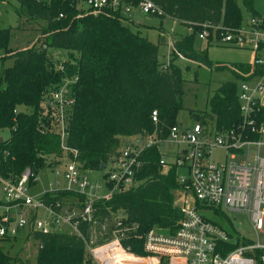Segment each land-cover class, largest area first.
I'll return each mask as SVG.
<instances>
[{
    "label": "trees",
    "instance_id": "obj_1",
    "mask_svg": "<svg viewBox=\"0 0 264 264\" xmlns=\"http://www.w3.org/2000/svg\"><path fill=\"white\" fill-rule=\"evenodd\" d=\"M15 1L20 23L43 22V37L14 50L10 46L13 29H0V53L14 60L12 66L3 68L0 77V136L5 130L9 132L0 142L1 179L17 182L29 169L30 187L41 168L56 166L66 152L81 172L101 171L123 147L124 138L155 132L161 139L167 138L170 128L181 124L177 115L185 95V79L175 59L213 64L208 49L197 45L198 26L193 33L175 36L170 63L161 64L159 46L117 17L82 12L71 0ZM152 1L164 12L162 18L184 26L187 22H211L235 27L245 20L237 0ZM244 4L253 11L252 0H244ZM49 48L64 50L66 58L53 60ZM236 68L249 71L246 63L236 64ZM66 81L64 99L73 102L51 103L50 92L59 90ZM239 87L234 82L222 83L208 100L209 110L200 115L190 111L191 117L218 131L238 124ZM153 111L158 113L157 125L152 121ZM161 155L160 144L148 148L137 184L110 200H98L94 222H81L79 233L28 234L22 230L17 236H0V264H30L7 249L23 232L38 245L36 264H95L87 242L110 239L119 214L138 225V233L151 229L175 233L183 218L177 195L184 187L179 182L180 168L173 165L165 172L159 164ZM39 198L53 206H81L84 201L80 193L61 185ZM4 204L0 197V205ZM229 224L222 223L233 232ZM129 243L135 253L145 254L143 241Z\"/></svg>",
    "mask_w": 264,
    "mask_h": 264
},
{
    "label": "built area",
    "instance_id": "obj_2",
    "mask_svg": "<svg viewBox=\"0 0 264 264\" xmlns=\"http://www.w3.org/2000/svg\"><path fill=\"white\" fill-rule=\"evenodd\" d=\"M71 1L82 12L117 17L123 23L126 22L125 15L137 11L165 17L152 0ZM197 26L201 27L198 32L200 40L212 38L214 42L247 50L252 55L247 63L249 71L238 72L243 79L239 87L241 121L222 131L196 121L193 126L173 125L165 139H161L157 132L135 136L133 142L124 144L113 157L103 183H92L88 174L81 172L76 162L69 159L63 171L65 188L84 196L81 206L46 205L40 198L30 196L32 173L29 169L17 182L0 178V189L6 202L0 205L1 237L17 236L22 230L51 233L62 226L79 233L81 222H94L98 200H110L115 194L137 184L138 174L146 164L143 153L160 144L162 155L159 164L165 172L173 165L188 170V176L179 175V182L184 187L178 200L183 218L176 232L168 234L151 229L141 234L137 232L138 225L119 214L114 219L110 239L103 243H96L94 239L87 242L94 263L264 264V18L251 16L235 27L221 23L187 22V33H193ZM160 35L173 49L176 35L164 32ZM253 80L256 81L254 84ZM58 89L50 92L51 103L73 102L64 99L68 91L67 82ZM158 120L157 111H153L155 125ZM169 148H173L171 157H168ZM215 151H221L223 155L213 158ZM51 186L59 187V181L51 183ZM40 208L48 216L39 218ZM225 210L245 215L251 237L245 236L242 229L233 223L229 224L234 230L232 232L207 215L209 211L220 214ZM242 224L240 222V226ZM131 240L143 241L144 255L132 250Z\"/></svg>",
    "mask_w": 264,
    "mask_h": 264
},
{
    "label": "rangeland",
    "instance_id": "obj_3",
    "mask_svg": "<svg viewBox=\"0 0 264 264\" xmlns=\"http://www.w3.org/2000/svg\"><path fill=\"white\" fill-rule=\"evenodd\" d=\"M252 2L253 11H249L244 4V0H237L245 20L249 19L253 13L264 18V0H252ZM17 5L18 3L15 0H0V29H13L10 46L14 50H20L29 42L34 43L37 41L38 38L41 37V27L43 24L41 21L20 23L16 9ZM124 17L126 19L124 24L127 27L138 32L140 35L148 38L159 46V62L161 64H169L172 48L160 33L164 32L183 35L186 33L184 24L173 19L149 16L139 11L131 15L127 14ZM197 45L202 46L200 40L197 41ZM48 54L55 61L58 59H65L67 56L64 50L55 48H49ZM208 56L213 62L211 66L200 65L182 57H179L174 61V63L181 69L182 76L185 79L183 108L177 115V121L185 126H193L196 122L195 119L191 117L190 111H194L195 114L200 115L203 114L204 111L209 110L208 100L222 83L234 82L237 85L241 84L242 79L238 78L236 73L240 75L238 72L242 71L239 70L236 72L232 68H236V64H247L252 58L251 53L247 50L216 44H212L208 48ZM13 62L14 60L11 58V55H5L3 52L0 53V77L3 68L12 66ZM220 65L221 67L217 68ZM255 82L256 81L253 80L252 84ZM62 90L63 88L60 89V91ZM8 135L9 132L7 130L2 132L3 138H7ZM124 140V143L126 144L127 142H133L135 137H126ZM168 151V157H171L173 154V148H169ZM222 155L223 153L221 151H215L213 153V158L221 157ZM169 160L172 161L171 158H169ZM68 162L69 160L66 152L64 156L58 158V164L56 166H45L41 168L37 174H35V181H33L29 187V195L38 199L45 191L50 190L52 188L51 183H55L56 181H59V185L65 186L66 183L63 179V171H65V166ZM108 164L109 163H107V166ZM107 166L101 171L87 172L89 180L92 183H103L104 176L106 172H108ZM178 174L180 176H188V170L186 168H180ZM179 196L177 195L178 200ZM0 197L4 198L1 189ZM0 211H2V209H0ZM207 215L212 220L219 223H233L235 227L242 229L245 236L251 237V233H249L246 228L244 214L231 213L225 210L220 214H216L214 211H209ZM43 216H48V213H45L40 208L38 211V217L41 218ZM240 222L243 223L241 226ZM107 227L108 226L106 225V228ZM56 230L69 234L76 233L68 226H62L61 229L56 228ZM25 235L26 233L23 232L19 240L14 242L12 246L8 245L7 249L11 255L20 254V256L24 260L29 261L30 264H36L38 245L31 238H26Z\"/></svg>",
    "mask_w": 264,
    "mask_h": 264
},
{
    "label": "crops",
    "instance_id": "obj_4",
    "mask_svg": "<svg viewBox=\"0 0 264 264\" xmlns=\"http://www.w3.org/2000/svg\"><path fill=\"white\" fill-rule=\"evenodd\" d=\"M186 33H187V31H186ZM201 41V43H202V46H200L201 47V49H208L212 44L214 45V44H216V45H221V46H226V45H223V44H219V43H217V42H214V41H203V40H200ZM211 44V45H210ZM228 47V46H227ZM233 58V57H232Z\"/></svg>",
    "mask_w": 264,
    "mask_h": 264
},
{
    "label": "water",
    "instance_id": "obj_5",
    "mask_svg": "<svg viewBox=\"0 0 264 264\" xmlns=\"http://www.w3.org/2000/svg\"><path fill=\"white\" fill-rule=\"evenodd\" d=\"M4 140V138L2 136H0V142H2Z\"/></svg>",
    "mask_w": 264,
    "mask_h": 264
}]
</instances>
